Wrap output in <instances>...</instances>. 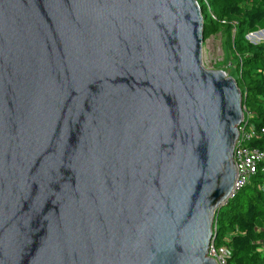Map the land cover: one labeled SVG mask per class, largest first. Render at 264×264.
I'll use <instances>...</instances> for the list:
<instances>
[{
	"label": "water",
	"instance_id": "1",
	"mask_svg": "<svg viewBox=\"0 0 264 264\" xmlns=\"http://www.w3.org/2000/svg\"><path fill=\"white\" fill-rule=\"evenodd\" d=\"M203 46L196 0H0V264H215L243 107Z\"/></svg>",
	"mask_w": 264,
	"mask_h": 264
},
{
	"label": "trees",
	"instance_id": "2",
	"mask_svg": "<svg viewBox=\"0 0 264 264\" xmlns=\"http://www.w3.org/2000/svg\"><path fill=\"white\" fill-rule=\"evenodd\" d=\"M196 1L203 17L204 42L218 33L224 35L229 54L218 70L228 67L227 75L241 92L242 107L252 114L257 128L264 126V41L253 44L245 38L264 29V0ZM217 230L231 249L229 264H264V250H260L264 244V172L258 171L218 210Z\"/></svg>",
	"mask_w": 264,
	"mask_h": 264
},
{
	"label": "built area",
	"instance_id": "3",
	"mask_svg": "<svg viewBox=\"0 0 264 264\" xmlns=\"http://www.w3.org/2000/svg\"><path fill=\"white\" fill-rule=\"evenodd\" d=\"M261 33H263V30L257 31L256 34L250 33L246 35L245 38L250 43L257 44L261 42L258 39L259 36H257ZM251 39L257 42H251ZM251 120L252 114L243 107V120L238 127L239 135L232 156L236 178L229 199L233 198L235 194L247 185L252 176L258 171L264 172V126L257 128ZM251 143L255 145L251 146ZM226 243L227 238H221L218 234L216 215L213 220L212 236L207 249V256L211 258L215 264H229L231 249ZM260 250H264V244Z\"/></svg>",
	"mask_w": 264,
	"mask_h": 264
},
{
	"label": "rangeland",
	"instance_id": "4",
	"mask_svg": "<svg viewBox=\"0 0 264 264\" xmlns=\"http://www.w3.org/2000/svg\"><path fill=\"white\" fill-rule=\"evenodd\" d=\"M262 30H263V36L258 38L260 41L264 40V29ZM251 42H257V41L251 39ZM228 54L229 53L224 48V35L218 33L217 35L210 37L204 42L202 64L205 69L217 70L218 68H221L224 65V59H226ZM225 68L223 69L225 70L224 72L227 74L228 67Z\"/></svg>",
	"mask_w": 264,
	"mask_h": 264
},
{
	"label": "bare ground",
	"instance_id": "5",
	"mask_svg": "<svg viewBox=\"0 0 264 264\" xmlns=\"http://www.w3.org/2000/svg\"><path fill=\"white\" fill-rule=\"evenodd\" d=\"M257 36L261 37V36H263V33H261V34H258ZM257 36H256V37H257Z\"/></svg>",
	"mask_w": 264,
	"mask_h": 264
}]
</instances>
